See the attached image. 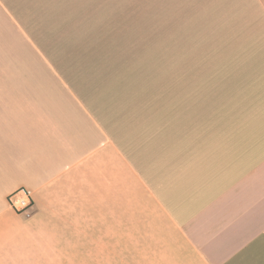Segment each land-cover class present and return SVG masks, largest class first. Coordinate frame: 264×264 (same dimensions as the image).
Here are the masks:
<instances>
[{"label":"crops","instance_id":"crops-1","mask_svg":"<svg viewBox=\"0 0 264 264\" xmlns=\"http://www.w3.org/2000/svg\"><path fill=\"white\" fill-rule=\"evenodd\" d=\"M0 264H264V0H0Z\"/></svg>","mask_w":264,"mask_h":264},{"label":"built area","instance_id":"built-area-1","mask_svg":"<svg viewBox=\"0 0 264 264\" xmlns=\"http://www.w3.org/2000/svg\"><path fill=\"white\" fill-rule=\"evenodd\" d=\"M9 208L18 214L28 212L33 206L32 194L30 191L20 188L8 197Z\"/></svg>","mask_w":264,"mask_h":264},{"label":"rangeland","instance_id":"rangeland-1","mask_svg":"<svg viewBox=\"0 0 264 264\" xmlns=\"http://www.w3.org/2000/svg\"><path fill=\"white\" fill-rule=\"evenodd\" d=\"M155 14H157L158 15V13H156V12H154V16H157V15H155ZM168 15L170 16V17H173V15H172V13H171V11H168ZM122 29H127V30H130V29H133V30H135L137 27H128V26H125V27H121ZM176 26H173V25H170V32H176Z\"/></svg>","mask_w":264,"mask_h":264}]
</instances>
